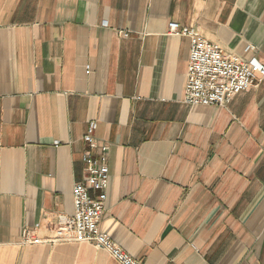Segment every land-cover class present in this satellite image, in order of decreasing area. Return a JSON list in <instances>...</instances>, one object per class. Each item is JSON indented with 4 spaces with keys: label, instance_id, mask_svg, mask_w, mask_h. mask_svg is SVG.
I'll use <instances>...</instances> for the list:
<instances>
[{
    "label": "crops",
    "instance_id": "0c3cea01",
    "mask_svg": "<svg viewBox=\"0 0 264 264\" xmlns=\"http://www.w3.org/2000/svg\"><path fill=\"white\" fill-rule=\"evenodd\" d=\"M171 21L264 64V0H0V264H120L51 242L93 120L118 245L142 264H264V79L187 105L190 40Z\"/></svg>",
    "mask_w": 264,
    "mask_h": 264
},
{
    "label": "built area",
    "instance_id": "2783aa9c",
    "mask_svg": "<svg viewBox=\"0 0 264 264\" xmlns=\"http://www.w3.org/2000/svg\"><path fill=\"white\" fill-rule=\"evenodd\" d=\"M168 31L173 35L186 36L190 40L188 79L184 89L183 102L188 105L226 106L238 94L249 90L256 80L264 79V64L256 59L244 61L227 53L198 33L195 28L183 27L171 21ZM128 36V32H123ZM97 127L90 122L84 139L89 148L83 154L84 178L73 188V214L61 215L55 227L51 242H88L106 250L120 264H141L118 245L110 234L100 227L105 211L110 182V168L107 161L109 145L93 138ZM101 151V156L95 154ZM22 241L40 243L25 229Z\"/></svg>",
    "mask_w": 264,
    "mask_h": 264
},
{
    "label": "rangeland",
    "instance_id": "374dc122",
    "mask_svg": "<svg viewBox=\"0 0 264 264\" xmlns=\"http://www.w3.org/2000/svg\"><path fill=\"white\" fill-rule=\"evenodd\" d=\"M188 105V104H187ZM228 105V104H227ZM226 105V106H227ZM93 121H95V120H93ZM90 122H92V121H90ZM96 122V121H95ZM90 124V123H89ZM96 124H97V122H96ZM89 126V125H88ZM63 242V241H62ZM77 243V242H76ZM79 243H88V242H79ZM88 244H91V243H88ZM93 245V244H92ZM96 247V246H95ZM142 264V263H141Z\"/></svg>",
    "mask_w": 264,
    "mask_h": 264
}]
</instances>
